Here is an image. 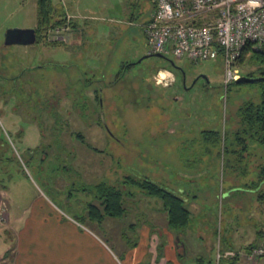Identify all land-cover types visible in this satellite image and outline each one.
<instances>
[{
	"label": "rangeland",
	"instance_id": "374dc122",
	"mask_svg": "<svg viewBox=\"0 0 264 264\" xmlns=\"http://www.w3.org/2000/svg\"><path fill=\"white\" fill-rule=\"evenodd\" d=\"M36 1L0 0V183L13 205L26 206L38 192L64 214L86 222V207L94 197L80 185L144 176L180 194L189 219L183 229L165 228L155 210L159 199L126 185L136 198L125 197L128 210L111 224L123 240L136 235L140 224L159 223L173 243L184 245L187 258L181 264H198L200 258L203 264H217V250L262 243L258 232L264 233V205L254 199L257 188L241 187L255 179L253 162L261 150L251 143L249 154L237 162L223 151L227 140H195L202 129L221 137L234 130L237 105L257 102L262 81L224 87L219 56L190 61L168 53L172 66L149 55L142 24L152 0H67L60 8L79 14L77 35L63 31L67 39L56 46L44 41L4 44L6 29L36 24ZM245 57L241 73L253 69L249 54ZM152 67L170 71L175 82L153 88ZM108 81L114 84L107 86ZM51 112L59 115L53 128L61 131L60 150L47 147ZM127 223L136 227L135 233L129 234ZM94 229L104 233L100 226ZM13 243V234L0 226V260L9 258Z\"/></svg>",
	"mask_w": 264,
	"mask_h": 264
},
{
	"label": "crops",
	"instance_id": "0c3cea01",
	"mask_svg": "<svg viewBox=\"0 0 264 264\" xmlns=\"http://www.w3.org/2000/svg\"><path fill=\"white\" fill-rule=\"evenodd\" d=\"M78 17L79 14L70 15L65 34L77 35L79 24L75 18ZM158 70L166 69L158 68L155 72ZM108 83L106 85L110 86ZM106 85L102 90L106 89ZM6 190V186L0 183V206L4 205L0 226L13 234L14 243L9 258H2L0 264H181L179 260L187 258L184 245L171 241L164 219L160 224L165 228L156 222L150 227L140 224L134 236L131 231L135 233L136 227L127 223L125 227L131 232L127 241L123 240L119 230L113 228L111 217L102 216L98 220L86 215V222L78 221L61 212L50 198L38 192L26 206H14ZM13 206L15 209H12ZM159 209V205L155 207V210ZM95 225L100 226L104 233L97 232ZM227 249L232 250H220ZM233 250L238 251L236 257L222 258L220 264H264V257L249 263L242 256V252L246 251L244 248Z\"/></svg>",
	"mask_w": 264,
	"mask_h": 264
},
{
	"label": "built area",
	"instance_id": "2783aa9c",
	"mask_svg": "<svg viewBox=\"0 0 264 264\" xmlns=\"http://www.w3.org/2000/svg\"><path fill=\"white\" fill-rule=\"evenodd\" d=\"M63 4L67 0H57ZM70 15H65L66 22ZM67 26L48 31L46 40H66ZM148 53H168L200 61L219 56L223 63L224 87L241 74L235 60L243 46L264 55V0H152V11L142 25ZM163 71L155 73L156 83L172 80ZM4 205L0 206V222ZM230 249L216 251L220 258L237 255ZM252 263L264 257V244L252 245L242 252Z\"/></svg>",
	"mask_w": 264,
	"mask_h": 264
},
{
	"label": "trees",
	"instance_id": "16d2710c",
	"mask_svg": "<svg viewBox=\"0 0 264 264\" xmlns=\"http://www.w3.org/2000/svg\"><path fill=\"white\" fill-rule=\"evenodd\" d=\"M60 7L62 8V4L57 0L36 1L37 15L36 24L34 27V42L44 41L47 44L53 46L63 43V41L61 40H46V36L49 30L56 27L60 28L65 25L67 27L69 26V20L68 22H66L64 11H62ZM247 54H249V66H253V69L241 74L247 76H264V67H262V65H264V55L260 52L251 50L248 45L242 47L240 54L235 60L236 65L239 66V64H241L246 58L245 56ZM254 61L257 62L255 63ZM124 66L128 67V64H125ZM157 69L158 67H152L151 75L155 73ZM117 79L118 78H114L113 80L116 81ZM150 83L152 85V81H150ZM113 84L114 82H111L109 85L111 86ZM262 85L263 86L260 93V99L257 102L244 100L237 105L234 112L236 123V127L234 128V130L230 131L229 134L227 133L222 135L221 137L219 132L216 130L202 129L199 131L198 138L195 139L196 141L200 140L201 142L209 143H216L218 141L220 142L222 139H225V141L227 140L228 145L227 147L223 145V151L230 152L231 155L235 156V158H233V161L235 160L237 162H241L243 160L244 152L246 154H249L248 149L251 146V143H253L257 149L261 150V158L253 162L255 179L250 182V185L244 184L241 186L242 188H246L248 186L253 189L257 188L254 193V199L260 205H264V188L260 189V185L262 183L264 184V81H262ZM97 95H95V101L98 102ZM52 112L50 113V115L54 117V123L50 125L51 127L47 132L49 140H46L48 142L46 143L47 147L53 146L55 149L60 150L61 148H63L61 131L55 130V128H53L54 126L59 124H56L58 122L57 119L59 115L57 116ZM75 136H78L80 138V141H82V137L80 135L75 133ZM183 142H185V140H183ZM91 149L96 150L92 147ZM29 151L33 152L34 150L29 149ZM126 185L136 188L138 191L145 195L154 196L159 199L160 209L156 211L160 215L159 217H163L168 228L180 230L186 226L189 219L190 210L188 209L184 198L180 194H174L171 190H167L161 187L157 183L149 180L147 177L133 176L130 174L123 175L117 183H109L105 180H99L93 182L91 186L86 187L80 185V190H88L94 197V203L90 202L86 207L87 216L92 219L96 218L99 220V218L102 216L119 218L123 214H125L127 210L124 205L125 197L127 198L128 196H130L134 199L136 198L135 195H133L134 193L126 191ZM75 219L77 220L76 217ZM258 233H260L261 236H264L263 232L259 231ZM254 243L256 242L253 241V243L245 245L244 249L248 250V248ZM262 243L264 244V238ZM235 257L236 255L230 258L233 259ZM221 259L222 258L217 261V264H219ZM198 262L200 264H203L201 258L198 260Z\"/></svg>",
	"mask_w": 264,
	"mask_h": 264
},
{
	"label": "water",
	"instance_id": "95a60500",
	"mask_svg": "<svg viewBox=\"0 0 264 264\" xmlns=\"http://www.w3.org/2000/svg\"><path fill=\"white\" fill-rule=\"evenodd\" d=\"M35 41V31L34 28H9L6 29L3 34V43L4 44H30ZM149 55H153L159 58H163L167 60L172 66V61L168 60L165 55L161 53H148ZM144 55L143 57H146ZM204 77V76H203ZM184 78V74L182 72V79ZM257 81H264V76H247V75H240L238 78L233 80V83H253ZM100 103V98H98ZM106 129V126L104 124ZM178 242V241H177Z\"/></svg>",
	"mask_w": 264,
	"mask_h": 264
},
{
	"label": "flooded vegetation",
	"instance_id": "af4514ba",
	"mask_svg": "<svg viewBox=\"0 0 264 264\" xmlns=\"http://www.w3.org/2000/svg\"><path fill=\"white\" fill-rule=\"evenodd\" d=\"M155 73H156V72H155ZM174 82H175V77H174V75L172 74V80H171L170 82L164 84L163 86H167V87H169V86L172 85ZM152 84H153V85H152L153 88L160 87V85H159L158 83H156L155 81H154V83H152ZM182 85L184 86L183 79H182Z\"/></svg>",
	"mask_w": 264,
	"mask_h": 264
}]
</instances>
